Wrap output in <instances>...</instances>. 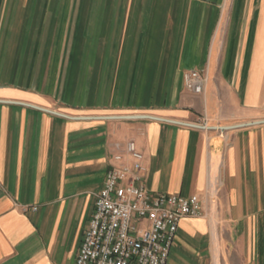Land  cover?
Wrapping results in <instances>:
<instances>
[{"label":"crops","instance_id":"crops-1","mask_svg":"<svg viewBox=\"0 0 264 264\" xmlns=\"http://www.w3.org/2000/svg\"><path fill=\"white\" fill-rule=\"evenodd\" d=\"M129 141L149 191L203 202L168 264H264V0H0V264H76Z\"/></svg>","mask_w":264,"mask_h":264},{"label":"built area","instance_id":"built-area-1","mask_svg":"<svg viewBox=\"0 0 264 264\" xmlns=\"http://www.w3.org/2000/svg\"><path fill=\"white\" fill-rule=\"evenodd\" d=\"M207 83L204 72L184 75V87L193 95L202 94ZM116 149L76 264H168L181 221L204 216L203 202L199 196L149 191L144 154L136 143Z\"/></svg>","mask_w":264,"mask_h":264},{"label":"rangeland","instance_id":"rangeland-1","mask_svg":"<svg viewBox=\"0 0 264 264\" xmlns=\"http://www.w3.org/2000/svg\"><path fill=\"white\" fill-rule=\"evenodd\" d=\"M219 178H220V172H219ZM219 181H220L219 184H221V180L220 179H219ZM219 187H220V185H219ZM213 197H215V200L211 201L210 217H211V219H215V220L222 219V216L220 214L221 209L218 207V201H217L218 198L221 197V192H215V193H213ZM230 253H232V257H234L237 254V252H235V251L234 252H230ZM219 255H220V252L217 253V257L218 258H219ZM222 255H223V258H222L223 261L220 264H226L225 263L226 262V258H225L224 252L222 253ZM220 261H221V259H220ZM235 264H238V263H235Z\"/></svg>","mask_w":264,"mask_h":264},{"label":"water","instance_id":"water-1","mask_svg":"<svg viewBox=\"0 0 264 264\" xmlns=\"http://www.w3.org/2000/svg\"><path fill=\"white\" fill-rule=\"evenodd\" d=\"M123 118H146V119H157V120H161V121H166V120H162V119H159V118H154V117H145V116H139V117H123ZM170 122V121H169ZM173 122V121H172ZM188 126L190 127H193V128H197V129H202V130H219V131H230V130H233V129H239V128H242V127H245L249 124H244V125H236V126H232V127H219V128H207L206 126H202V125H194V124H187Z\"/></svg>","mask_w":264,"mask_h":264},{"label":"bare ground","instance_id":"bare-ground-1","mask_svg":"<svg viewBox=\"0 0 264 264\" xmlns=\"http://www.w3.org/2000/svg\"><path fill=\"white\" fill-rule=\"evenodd\" d=\"M222 155V154H221ZM213 163H212V171H213V175H212V182L213 185H217L219 183V172H220V166H221V162H220V154H215L213 156ZM223 161V160H222ZM220 185V184H219ZM218 186V185H217ZM219 188V187H218ZM216 192V190H214V193ZM213 200H215V197H213ZM217 238V237H216ZM218 239V238H217ZM218 241V240H217ZM216 264H219L218 258L216 260Z\"/></svg>","mask_w":264,"mask_h":264}]
</instances>
